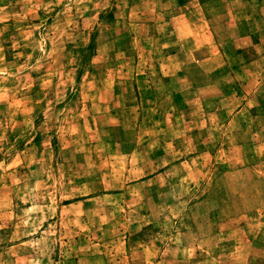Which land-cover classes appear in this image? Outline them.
<instances>
[{
  "label": "rangeland",
  "instance_id": "1",
  "mask_svg": "<svg viewBox=\"0 0 264 264\" xmlns=\"http://www.w3.org/2000/svg\"><path fill=\"white\" fill-rule=\"evenodd\" d=\"M178 62L252 88L264 0H0V264H264V86Z\"/></svg>",
  "mask_w": 264,
  "mask_h": 264
},
{
  "label": "crops",
  "instance_id": "2",
  "mask_svg": "<svg viewBox=\"0 0 264 264\" xmlns=\"http://www.w3.org/2000/svg\"><path fill=\"white\" fill-rule=\"evenodd\" d=\"M261 32H263L262 30H255V32H250L251 35H253V38L251 35H248V36H243V37H240V41H239V44L236 46L238 49H243L245 50V53H247V50H250V49H254V50H257V56L255 58H253L252 62L251 63H247L246 66L248 65H251V64H254V63H259L262 61L261 59V52H259V48L261 47L262 45V37L258 34H260ZM253 33V34H252ZM243 41L244 44L243 45H240V42ZM199 42L197 41L196 44H198ZM211 47V46H210ZM234 47V48H236ZM236 48V49H237ZM247 49V50H246ZM259 49V50H258ZM216 59L218 57H215ZM223 60V59H222ZM202 63L205 62L206 65H210L211 62L214 61V57H208V58H205V60H200ZM200 61L198 60H192V69L194 68H197L199 66ZM221 66H225L226 65V62L223 60L221 61ZM182 63L184 62H178V64H175L177 65V69H176V72L172 73V74H168L167 76L165 77H168L170 80H174L175 83H176V80L181 78L182 79V83L180 84L181 85V88L182 86L184 85L185 82H196V85H192L188 88H196L197 91L200 90H203L205 88H210V87H215V85L219 84L220 82H223V85H224V89H229V92L232 91V95H239L240 91L245 89L247 91V95L245 97V99H248L249 97H253V98H256L258 95L261 96V90L264 86L263 84V81H264V77H262L261 74H254L255 76L254 77V80H255V83H253V87L251 88L250 84L247 83V80L248 78H245V73L241 72V68H237L235 70H233L234 75L233 77L229 78L228 76L227 77H223V78H215V82H214V79L211 80V81H208V75L205 73H200L198 71L195 72V74H193L194 72H191L188 74H186L185 72H183V67H182ZM178 65H181L179 68H178ZM243 66L242 68H244V65H241ZM220 67V66H219ZM218 68H212L211 69V72H215L217 71ZM184 73V74H183ZM195 75V76H194ZM183 76V77H182ZM230 76V74H229ZM205 81V83H201ZM200 82V84H199ZM203 85V86H202ZM229 87V88H228ZM251 88V89H250ZM250 89V90H249ZM224 91V90H223ZM255 106H248V105H239L236 109L230 111L231 114H232V118L230 119L229 123H228V126L232 125L233 123H237V122H241L242 121V118L243 116H246L248 114H250V118L251 119H260V116L258 115H252L253 114V111H254V114H255ZM261 125V124H260ZM241 128H246L245 127V121H242L241 124L239 125V129ZM238 129V128H237ZM254 129H256V131L258 133L262 132L263 131V128H261V126H254ZM251 130V129H250ZM247 132H249V129L247 130ZM254 132V131H253ZM264 144V143H263ZM262 159H264V154H262L260 156Z\"/></svg>",
  "mask_w": 264,
  "mask_h": 264
}]
</instances>
